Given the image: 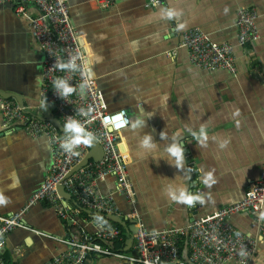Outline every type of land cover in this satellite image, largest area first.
Here are the masks:
<instances>
[{
  "label": "crops",
  "instance_id": "crops-1",
  "mask_svg": "<svg viewBox=\"0 0 264 264\" xmlns=\"http://www.w3.org/2000/svg\"><path fill=\"white\" fill-rule=\"evenodd\" d=\"M67 1L107 110H125L131 118L118 143L137 204L117 196L119 211L136 210L147 229L161 231L185 227L195 216L240 202L259 181L264 166V0H165L155 7L148 6L149 0H117L108 8L96 0ZM165 8H175L180 15L166 19L160 11ZM248 9L257 12L260 39L245 51L236 24L239 12ZM180 24L185 27L179 29ZM194 29L234 48L236 73L192 65L188 50L179 46L180 33ZM173 51L176 56L170 55ZM42 63L43 52L27 19L16 15L12 6L0 5V94L15 96L37 111ZM164 96L166 103L161 102ZM201 127L208 134L204 144L193 137ZM174 145L184 149V167L168 152ZM51 157L46 139L7 130L0 115V193L8 201L0 204V216L27 206L45 181ZM208 172L216 181L210 187L202 179ZM114 189L113 179L100 185L105 195ZM185 189L194 195L201 191L203 203L188 205L167 195ZM199 205L201 209L195 208ZM116 221L126 235L119 253L130 260L91 255L86 264H133V229ZM231 223L238 231L257 235L256 216L238 214ZM68 238L67 222L53 208L37 203L26 211L24 227L3 241L2 255L10 264H49L65 253ZM17 248L24 251L20 260L12 255ZM253 264H264V243Z\"/></svg>",
  "mask_w": 264,
  "mask_h": 264
},
{
  "label": "built area",
  "instance_id": "built-area-1",
  "mask_svg": "<svg viewBox=\"0 0 264 264\" xmlns=\"http://www.w3.org/2000/svg\"><path fill=\"white\" fill-rule=\"evenodd\" d=\"M96 1L101 7L108 8L117 0ZM164 1L149 0L148 6L155 7ZM0 5L12 6L16 15L27 19L31 35L43 52L40 108L32 111L15 98L0 95L3 126L7 130H23L33 139H46L52 155L45 181L27 206L13 215L0 216V264H8L2 255L5 249L3 241L14 230L24 227L26 211L37 203L53 208L57 216L67 222L69 230V238L64 240L65 253L49 264H86L91 255L130 260L120 251L113 250L114 243L125 240L123 230L113 224L115 219L123 220L133 229L137 253L131 259L133 264H253L259 255L260 244L264 243V219H261V213H264V166L259 181L240 202L209 215L195 216L185 227L152 231L145 227L136 210L122 214L117 206V196L137 204L130 168L118 143L119 135L130 127L131 118L125 110H107L94 78L87 82L83 93L80 92V84L86 81L82 73L91 67L80 42L81 37L72 23L68 1L0 0ZM257 17L254 9L242 10L238 14V43L245 51L260 39ZM180 37L179 47L188 50L190 61L196 68L236 73V56L231 45L212 42L200 29L183 31ZM176 53L173 51L170 55L176 56ZM73 58L78 71L57 68L58 63H68ZM57 77L66 79L69 86L77 88L67 100L53 85ZM50 107L62 123L63 130L50 119L53 114ZM121 112L128 121L127 125L110 131L114 126L106 125L105 118ZM69 118L78 120L94 136L90 145L81 144L75 149V154L60 147L65 139L64 123ZM191 173H194L193 169ZM109 179L114 180L115 189L110 194H102L100 185ZM61 189L70 197L69 200L65 199ZM198 194L201 196L202 192L198 191ZM242 213L257 217L256 236L238 231L232 225L231 218ZM94 226L96 229L90 228ZM12 255L20 260L24 251L17 248Z\"/></svg>",
  "mask_w": 264,
  "mask_h": 264
},
{
  "label": "clouds",
  "instance_id": "clouds-1",
  "mask_svg": "<svg viewBox=\"0 0 264 264\" xmlns=\"http://www.w3.org/2000/svg\"><path fill=\"white\" fill-rule=\"evenodd\" d=\"M160 11H161V15L166 19H172L180 15V12H178L175 8H165V9H161ZM184 27H185L184 24L179 25V29H183ZM57 68L61 71L65 69L74 72L79 70L75 62V58H73L68 63H58ZM82 75L86 77V81L85 83H82L79 86V90L81 93H83V90L87 87V82L91 81V79L93 78L94 73L91 71L90 68H85ZM37 82L39 83V78ZM53 85L57 89V91H59L61 97H63L65 100H67L69 96H71L74 92L77 91L76 87L69 86L67 80L63 78L57 77L54 80ZM167 99L168 97L164 96L161 98V102L166 103ZM45 104H46V98L44 101V106ZM83 112L84 110L81 109V113ZM234 115L238 116L239 112L237 111ZM123 117H124V113L121 112L110 118L106 117L104 122L106 125L112 124L114 126L113 128L109 129L110 131H112L115 129L125 127L127 125L128 121L125 120ZM64 129H65V139L61 142L60 147L65 152L75 154V149L78 146H80L81 144L90 145L94 139L93 134L90 131H87L81 125V123L76 119H71V118L66 119V122L64 123ZM193 137L197 139L200 142V144H204L205 141L208 139V134L206 129L204 127H201L199 134L193 133ZM148 143L149 142L146 139L145 145L147 146ZM168 152L171 153L172 157L176 158L175 163L178 167H184L185 155H184V149L181 146L174 145L168 149ZM202 179H203V183L209 187L216 182L213 179L212 172H208L207 176L206 177L203 176ZM17 186L18 183L12 185V187H17ZM167 195H169L173 201L185 203L188 205H192L194 201H199L200 203H203V198L201 196L189 194L186 189L181 190L178 195L172 192L167 193ZM7 202H8L7 199L3 196L2 193H0V204H6ZM96 219H100V217H96ZM261 219H264V213H261ZM241 255H244V253L241 252Z\"/></svg>",
  "mask_w": 264,
  "mask_h": 264
},
{
  "label": "water",
  "instance_id": "water-1",
  "mask_svg": "<svg viewBox=\"0 0 264 264\" xmlns=\"http://www.w3.org/2000/svg\"><path fill=\"white\" fill-rule=\"evenodd\" d=\"M72 23H73V21H72ZM73 25H74V23H73ZM82 44V43H81ZM1 96H5V97H13V98H16L15 96H7V95H4V94H0ZM16 100L18 101V99L16 98ZM20 103V102H19ZM20 104H22V103H20ZM22 105H24V104H22ZM51 120L54 122V124L60 129V130H63V125H62V123L60 122V120H58L57 118H53V117H51ZM94 149H96V147H94ZM93 149V150H94ZM90 158H92V157H90ZM196 177V175H193V178H195ZM61 193L62 194H64V197H65V199H67V200H69L70 199V197L68 196V195H66L65 193H64V191L61 189ZM115 221H116V219H115ZM119 222V221H118Z\"/></svg>",
  "mask_w": 264,
  "mask_h": 264
},
{
  "label": "trees",
  "instance_id": "trees-1",
  "mask_svg": "<svg viewBox=\"0 0 264 264\" xmlns=\"http://www.w3.org/2000/svg\"><path fill=\"white\" fill-rule=\"evenodd\" d=\"M84 216H87V217H88L87 214H84ZM113 224L119 226V227L123 230V238H124L125 240H124L122 243H121V242H116V243H114V245H113V250H114V251H120V250H123L124 247H125V241H126V235H125V230H124L125 227H123V226H121L120 224H118L117 221L113 222ZM6 261H7V259H6ZM8 264H10V263H8Z\"/></svg>",
  "mask_w": 264,
  "mask_h": 264
}]
</instances>
